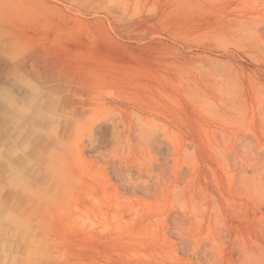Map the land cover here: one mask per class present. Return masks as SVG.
I'll return each mask as SVG.
<instances>
[{"label":"rangeland","instance_id":"obj_1","mask_svg":"<svg viewBox=\"0 0 264 264\" xmlns=\"http://www.w3.org/2000/svg\"><path fill=\"white\" fill-rule=\"evenodd\" d=\"M0 264H264V0H0Z\"/></svg>","mask_w":264,"mask_h":264},{"label":"bare ground","instance_id":"obj_2","mask_svg":"<svg viewBox=\"0 0 264 264\" xmlns=\"http://www.w3.org/2000/svg\"><path fill=\"white\" fill-rule=\"evenodd\" d=\"M23 177V176H22ZM27 256V255H26ZM50 257V256H49Z\"/></svg>","mask_w":264,"mask_h":264}]
</instances>
